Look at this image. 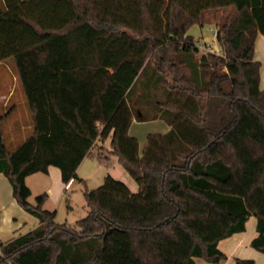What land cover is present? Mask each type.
Masks as SVG:
<instances>
[{
	"label": "trees",
	"instance_id": "16d2710c",
	"mask_svg": "<svg viewBox=\"0 0 264 264\" xmlns=\"http://www.w3.org/2000/svg\"><path fill=\"white\" fill-rule=\"evenodd\" d=\"M0 61L11 58L34 129L14 149L0 116V172L39 224L0 242V264H221L219 243L247 230L264 254V90L255 44L264 0H2ZM217 22L221 53L197 56L189 29ZM137 72L106 117L103 97L125 63ZM134 117L160 119L143 149ZM138 183L86 187L87 215L58 223L30 202L26 177L61 169L68 183L98 139ZM235 264H257L235 258Z\"/></svg>",
	"mask_w": 264,
	"mask_h": 264
},
{
	"label": "crops",
	"instance_id": "0c3cea01",
	"mask_svg": "<svg viewBox=\"0 0 264 264\" xmlns=\"http://www.w3.org/2000/svg\"><path fill=\"white\" fill-rule=\"evenodd\" d=\"M0 8L2 9L5 8V4L2 0H0ZM197 43L198 45H200V48H201L200 51L202 53L206 51L205 48L207 47V45H212L213 47H216L219 49L221 48L218 42L217 44H212V43L208 44V42H203L200 44V40H199ZM202 45H205V46H202ZM255 59L259 61L261 64L260 65V87L262 90H264V34H259L256 39ZM6 61H8V63L12 62L11 65L13 64L14 66L13 74L15 76L14 77L15 82H13L12 86L9 85V87H6V88H4V86H2V83H0V116L2 117V119L8 118L13 113H15L19 109L20 106H23L24 107L23 113L26 118L25 121L28 123L30 130L32 128L34 129L32 112H31V109L27 101V97H26L23 84L16 71L14 61L11 58H9V59L0 61V63H5ZM123 73H125V77L123 78V80L119 78L121 82H124L130 76L131 77L134 76V78L130 82V84L127 86V88L125 89L123 95H120L119 93L122 90L120 86H116L114 91L110 89L114 74L112 75V81L110 83L109 89L102 99L104 113L106 117H109L113 113L116 105L125 96L126 92L128 91L131 84L133 83V81L138 75L135 70H133L132 75L131 73H128L126 71ZM116 96H122V97H120V99H117L118 97ZM156 120H160V119H155V121ZM131 128L132 126L130 127V130ZM164 128H165V132H167L170 130L171 127L169 124H167V126H165ZM17 132H21V131H17ZM4 140H5V133H4ZM104 140L98 139L96 141L90 154L86 156L84 160L82 161V163L80 164L78 168V176H79V171H80L81 166L90 157H92V152L94 151L95 147L102 146V142ZM10 141L12 142V144L16 142V134H12V136L10 137ZM14 148H15V145L14 147H12V149ZM98 156L102 157L100 152H98ZM85 179L86 177H81L79 179V182H77V179L74 178L70 180L68 183H66L62 179L61 169L57 166L50 165L48 167L47 172H37V173H33L26 177V183L32 191V195L29 200L32 204H35L36 196L39 194L45 193L47 194V199L44 203V208L56 212V208L62 203L63 199L66 196H68L69 191L72 188L79 187L81 183H85L86 182ZM251 218H255V217H251ZM256 222L257 220L255 218L253 222L254 223L253 226L255 228H256ZM38 224H39V220L34 215L26 211L17 201L16 197L14 196L13 186L9 178L4 173L0 172V242L10 241L17 236L34 229L35 227L38 226ZM244 235H241V233H238L230 237L232 238V240L229 242L227 250H223V251L228 255V257L235 256V258L237 257L253 258L255 259L257 264H264V254L259 250L256 253L252 252L251 257H242L241 255H239V254L245 253L243 248L246 246V243L250 244V241L256 235V232H254V234L251 235L249 238L245 237ZM230 238H227L224 240H228ZM220 243H219V247H220ZM0 254H1V247H0ZM225 261H223L221 264H224ZM204 264H212V263L206 261V263Z\"/></svg>",
	"mask_w": 264,
	"mask_h": 264
},
{
	"label": "rangeland",
	"instance_id": "374dc122",
	"mask_svg": "<svg viewBox=\"0 0 264 264\" xmlns=\"http://www.w3.org/2000/svg\"><path fill=\"white\" fill-rule=\"evenodd\" d=\"M229 12H231L230 8L218 11L216 13L207 14L205 17L207 21L204 23V25L195 24L189 29L188 33L192 35L195 40H200V44L203 42H208V44H217L215 37L217 22L220 16L226 15ZM198 46L200 48V45ZM208 46L213 47L212 45H207V47ZM202 54L203 53L199 51L197 56H201ZM11 63L12 62L8 63V61L5 63H0V83H2L4 88L9 87V85L12 86L13 82H15V76L13 74L14 66L13 64L11 65ZM133 70L134 69L130 63H125L118 72L114 73L110 89L114 91L116 86H120L122 90L119 94L123 95L125 89L133 80L134 76H130L124 82H121L119 78L123 80L125 77V73L123 72L125 71L131 73L132 75ZM116 97H118L117 99H120L122 96ZM23 111L24 107L20 106L19 109L11 116L2 119L1 126L5 133V143L9 149H12L14 145L15 147L19 145L33 130V128L30 130L28 123L25 121L26 118ZM131 126L132 128L130 130V135L137 137L140 143V148H143L147 140V135L150 132L165 133L164 127L167 126V123L162 120L141 121L137 117H134ZM12 134H16V142L13 144L10 141ZM110 141L111 138L108 137L102 142V146L95 147L94 151L92 152V157H90L81 166L77 182H79L81 177H86V182L81 183V185L77 188H72L69 191L68 196H66L62 203L56 208L55 220L58 223H68L70 225H74L76 221L84 218L88 213L84 195L86 187L88 189H95L99 187L104 182L106 175H111L114 178L125 182L133 192L138 191L139 186L136 180L119 162L118 158L110 153ZM98 152L101 153L102 157L98 156ZM254 219L255 218H250L247 223V230L241 233V235L245 234L244 236L249 238L254 234V232H256V228L253 226ZM231 240L232 238L223 240L220 243V248L222 250H227L228 244ZM243 249L245 253L239 254L242 257H251L252 252H258V250L252 247L249 243H246V246ZM198 263L204 264L206 261L199 259ZM224 264H235V256H229Z\"/></svg>",
	"mask_w": 264,
	"mask_h": 264
},
{
	"label": "built area",
	"instance_id": "2783aa9c",
	"mask_svg": "<svg viewBox=\"0 0 264 264\" xmlns=\"http://www.w3.org/2000/svg\"><path fill=\"white\" fill-rule=\"evenodd\" d=\"M216 32H217V30L215 31V37H216ZM205 50L206 51L204 53H207V52H215L218 54L221 53V48L219 49V48L211 47V46L206 47Z\"/></svg>",
	"mask_w": 264,
	"mask_h": 264
}]
</instances>
